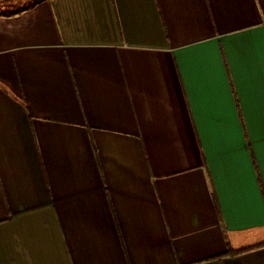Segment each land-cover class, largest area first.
I'll return each instance as SVG.
<instances>
[{
    "label": "crops",
    "instance_id": "1",
    "mask_svg": "<svg viewBox=\"0 0 264 264\" xmlns=\"http://www.w3.org/2000/svg\"><path fill=\"white\" fill-rule=\"evenodd\" d=\"M13 1L0 264H264V0Z\"/></svg>",
    "mask_w": 264,
    "mask_h": 264
},
{
    "label": "trees",
    "instance_id": "2",
    "mask_svg": "<svg viewBox=\"0 0 264 264\" xmlns=\"http://www.w3.org/2000/svg\"><path fill=\"white\" fill-rule=\"evenodd\" d=\"M35 5L36 4H32V5H29V6H25V7L21 8V9L17 10V12H8V13H4L3 15L4 16H14V15L19 14V13H22V12H24L26 10L32 9ZM213 197H214V201L216 202V197H215V194L214 193H213ZM263 245L264 244H259V245L255 246V247L257 248V247H261ZM255 247L245 248V249H241V250H237V251L230 249V251L227 253V255H237V254L246 252L248 250H251V249H253Z\"/></svg>",
    "mask_w": 264,
    "mask_h": 264
},
{
    "label": "rangeland",
    "instance_id": "3",
    "mask_svg": "<svg viewBox=\"0 0 264 264\" xmlns=\"http://www.w3.org/2000/svg\"><path fill=\"white\" fill-rule=\"evenodd\" d=\"M10 3H7V4H13L14 3V1L13 0H8ZM3 3L4 4H6L3 0H0V10L3 8ZM5 5V9H11V8H13L14 6L13 5H11V6H8V5ZM2 7V8H1Z\"/></svg>",
    "mask_w": 264,
    "mask_h": 264
}]
</instances>
